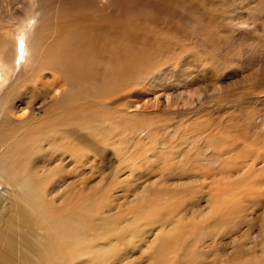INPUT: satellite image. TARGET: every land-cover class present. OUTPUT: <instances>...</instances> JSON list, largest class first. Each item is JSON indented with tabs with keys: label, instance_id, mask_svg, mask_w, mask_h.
<instances>
[{
	"label": "rangeland",
	"instance_id": "obj_1",
	"mask_svg": "<svg viewBox=\"0 0 264 264\" xmlns=\"http://www.w3.org/2000/svg\"><path fill=\"white\" fill-rule=\"evenodd\" d=\"M40 1L0 0V44L18 54L13 79H22L23 94L53 81L45 68L32 71L38 18L55 22L72 10ZM191 1L159 13L146 3L89 1L122 15L126 30L115 42L131 55L122 74L97 85L107 92L90 103L100 108L97 119L79 123L74 96L72 114L61 115L62 104L47 112L49 99L16 102L8 114L7 85L0 89V228L22 221L37 240L69 246L72 258L88 242L79 235L89 234L108 264H239L249 255L264 264V0ZM29 118L72 127V137L61 133L72 150L50 157ZM138 118L148 123L140 128ZM114 119L121 128L111 132ZM31 165L60 172L47 175V186L64 176L72 214L57 206L39 221L23 218L29 208L19 185ZM147 198L160 200L142 215ZM62 217H70L66 233L54 227ZM79 261L71 264H87Z\"/></svg>",
	"mask_w": 264,
	"mask_h": 264
},
{
	"label": "bare ground",
	"instance_id": "obj_2",
	"mask_svg": "<svg viewBox=\"0 0 264 264\" xmlns=\"http://www.w3.org/2000/svg\"><path fill=\"white\" fill-rule=\"evenodd\" d=\"M46 1L48 3L53 2V4L56 1L68 2L69 5L72 3V10L59 14L55 18V22L53 20L50 22L42 15L38 18L39 15H37L39 21H37L36 28L32 34L33 37L31 36L34 42H37L35 46L34 42L30 43V50L35 54L32 56L35 60L30 58L34 64L32 71L37 73L45 68V70L52 73L53 81L49 83L41 81L39 86L43 89H39V93L33 91L28 94L20 93L19 88L22 79H13L17 62L15 60L18 54L13 50L10 51L8 44H6L7 42L4 41L1 43L2 45L0 44V89L7 85L6 92L2 97L4 111L8 114L11 113L16 102H27L28 104L31 102V105L38 100L49 99L53 100V103L46 110L47 112L62 104L64 108L61 115L67 111L72 114V96H74L80 103V115L77 117H79V123L83 125L88 118H98L97 110H100V108L90 103L96 102L103 95H107L106 90H103L101 95L102 89L98 88L97 85L102 87L106 82L107 76L120 75L127 69V65H123V59L131 55L125 51L121 44L115 42L119 40L121 30H126L125 26H123V18L121 14L107 15L104 14L106 11L103 12L93 7L89 8L90 6L87 7L91 0H41V6L42 4L45 5ZM111 1L118 8L124 2L146 3L148 4L147 7L156 13H159V9L164 10L170 7L183 8L185 10L192 2L191 0ZM127 61L129 62V59ZM133 66L135 65L133 64ZM58 87L62 88L60 97L55 94ZM1 110L2 107L0 108ZM29 114L32 115L31 112ZM42 121L43 124L50 122L48 118L42 119ZM118 121V119H114V123L109 126L111 132L121 128V123H117ZM27 122L33 129L41 128L35 136L49 143L51 147L50 157L59 158L65 156L67 154L65 148L72 150V143L68 142L71 141L69 138L72 137V127L70 128L61 123L51 127H44L36 118H29ZM64 122L70 125L69 121ZM136 123L141 125V128L148 122L138 118ZM64 128L65 132L71 135L67 137L68 141L66 137L61 136ZM118 139L122 141L121 136ZM221 141L222 139H217L218 143ZM31 166L35 170L29 171L30 175L24 177L19 185L20 194L24 197L25 203H27L30 210H28L27 217L22 215L23 218L39 221L57 211V206L59 207V212L72 214V195L68 194L70 189H61L63 188L64 176L55 184L47 186L45 184L49 179L47 175L51 177L55 174H60V172L49 166H43L42 168H40V165ZM33 174L37 175L32 177ZM43 189L46 190L45 198ZM62 190L63 192H61ZM147 199V205L141 208L142 215L149 213L151 206L160 200ZM59 201L60 203H58ZM69 219L70 217H62L61 220L55 221V230L58 233L69 231ZM23 224L22 221H11L7 226L0 228V264H71L75 260H80V263L87 262V264H108L106 258L109 255L100 247L95 246L91 239H88L89 234L79 235L81 239L88 242L79 246V251L72 258V252L67 253L70 249L69 246L61 243L57 245L49 238L37 240L33 237L32 231L25 228ZM77 234H79L78 228L73 230V234L71 233L73 237H76ZM239 264L260 263L253 255H249L244 262Z\"/></svg>",
	"mask_w": 264,
	"mask_h": 264
}]
</instances>
